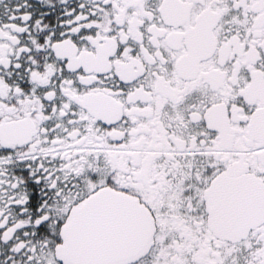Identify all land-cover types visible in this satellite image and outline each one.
Listing matches in <instances>:
<instances>
[{"label":"snow or ice","instance_id":"obj_1","mask_svg":"<svg viewBox=\"0 0 264 264\" xmlns=\"http://www.w3.org/2000/svg\"><path fill=\"white\" fill-rule=\"evenodd\" d=\"M0 264H264V0H0Z\"/></svg>","mask_w":264,"mask_h":264}]
</instances>
